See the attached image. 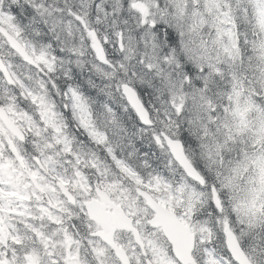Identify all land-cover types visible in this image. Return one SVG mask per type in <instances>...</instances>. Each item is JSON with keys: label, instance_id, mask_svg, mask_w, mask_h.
Listing matches in <instances>:
<instances>
[{"label": "snow or ice", "instance_id": "snow-or-ice-1", "mask_svg": "<svg viewBox=\"0 0 264 264\" xmlns=\"http://www.w3.org/2000/svg\"><path fill=\"white\" fill-rule=\"evenodd\" d=\"M0 264H264V0H0Z\"/></svg>", "mask_w": 264, "mask_h": 264}]
</instances>
